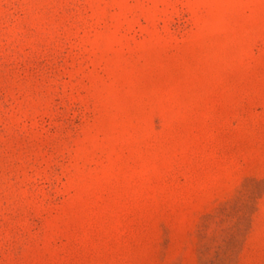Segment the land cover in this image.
Returning <instances> with one entry per match:
<instances>
[{
    "label": "rangeland",
    "instance_id": "rangeland-1",
    "mask_svg": "<svg viewBox=\"0 0 264 264\" xmlns=\"http://www.w3.org/2000/svg\"><path fill=\"white\" fill-rule=\"evenodd\" d=\"M0 264H264V0H0Z\"/></svg>",
    "mask_w": 264,
    "mask_h": 264
}]
</instances>
